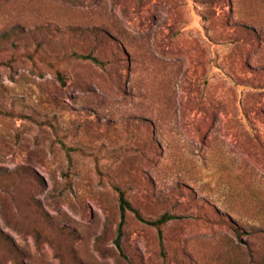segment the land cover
Wrapping results in <instances>:
<instances>
[{"label": "rangeland", "instance_id": "obj_1", "mask_svg": "<svg viewBox=\"0 0 264 264\" xmlns=\"http://www.w3.org/2000/svg\"><path fill=\"white\" fill-rule=\"evenodd\" d=\"M0 264H264V0H0Z\"/></svg>", "mask_w": 264, "mask_h": 264}, {"label": "trees", "instance_id": "obj_2", "mask_svg": "<svg viewBox=\"0 0 264 264\" xmlns=\"http://www.w3.org/2000/svg\"><path fill=\"white\" fill-rule=\"evenodd\" d=\"M88 58H90L91 60L96 62V59L92 58L91 56H89ZM60 80H61V78H60ZM119 210H120V221H119L118 228H117V239H119L121 236V227L123 224V219H124L126 211H130L133 214L134 218L137 221H139L140 223H143V224H146L148 226L155 228L157 231L158 237L160 239L162 237L161 227L166 222H168L169 220H171L173 218L171 215H168V214H163L155 220H148V219L143 218L141 216V214L139 213V211L137 209L133 208L129 204V202L126 200L123 192H121V191H119Z\"/></svg>", "mask_w": 264, "mask_h": 264}]
</instances>
